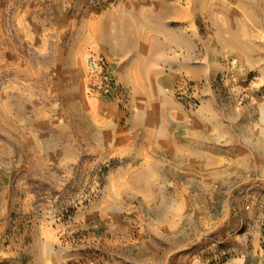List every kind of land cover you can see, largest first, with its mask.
I'll use <instances>...</instances> for the list:
<instances>
[{
	"label": "rangeland",
	"instance_id": "rangeland-1",
	"mask_svg": "<svg viewBox=\"0 0 264 264\" xmlns=\"http://www.w3.org/2000/svg\"><path fill=\"white\" fill-rule=\"evenodd\" d=\"M114 2L0 0V264H264V65L227 75L184 42L120 68L76 30ZM91 53L114 96L88 93Z\"/></svg>",
	"mask_w": 264,
	"mask_h": 264
},
{
	"label": "crops",
	"instance_id": "crops-1",
	"mask_svg": "<svg viewBox=\"0 0 264 264\" xmlns=\"http://www.w3.org/2000/svg\"><path fill=\"white\" fill-rule=\"evenodd\" d=\"M68 7L67 0H35L33 7L28 6L35 17L51 13L55 17ZM76 10L80 37L92 35L123 69L133 63H162L163 49H176L184 42L188 50H194L196 42L209 49V60L204 56L200 62L218 64L227 75L243 65H264V0H115L102 9L82 3ZM201 29L204 34H199ZM169 58L167 62L178 63V55ZM187 60L196 61L191 50ZM195 70H189L192 78H200ZM151 72L146 79H152ZM212 77L205 67L200 79ZM16 112V141L31 143L32 123L20 122L19 108Z\"/></svg>",
	"mask_w": 264,
	"mask_h": 264
},
{
	"label": "built area",
	"instance_id": "built-area-1",
	"mask_svg": "<svg viewBox=\"0 0 264 264\" xmlns=\"http://www.w3.org/2000/svg\"><path fill=\"white\" fill-rule=\"evenodd\" d=\"M87 90L94 97H112L118 91V84L112 76L108 60L99 54L86 57Z\"/></svg>",
	"mask_w": 264,
	"mask_h": 264
}]
</instances>
